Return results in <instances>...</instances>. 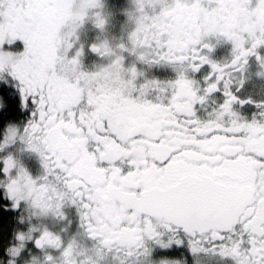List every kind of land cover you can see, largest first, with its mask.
<instances>
[{
    "label": "snow or ice",
    "instance_id": "snow-or-ice-1",
    "mask_svg": "<svg viewBox=\"0 0 264 264\" xmlns=\"http://www.w3.org/2000/svg\"><path fill=\"white\" fill-rule=\"evenodd\" d=\"M168 2L147 0L161 13L167 10ZM172 2L179 3L180 0ZM191 2L195 3L196 0ZM211 2L219 5L229 0ZM137 3L141 8L144 7V0H137ZM248 3L255 8H264V0H248ZM65 4V0H0V81H3L0 82V109L7 110L18 104L30 110V119L22 129H6L0 139V148L19 139L27 149L37 153L43 168L40 178L34 179L10 155L2 159L0 171L6 179L2 187L7 199L12 202L11 207L16 209L24 201L33 209L35 216L51 214L63 219L62 207L66 203L74 205L79 214L80 228L89 239L99 242L98 258L105 251L146 258L150 248L158 246L166 255H173L181 249H186L192 255L216 251L222 257H230L234 264H264V175L255 183L250 198L240 202L231 187L235 182L234 170L227 166L219 167L220 160L209 162L207 159L216 155L215 152L204 151L201 158L194 162L187 155L188 150H198L196 141L239 135L264 122V102L257 105L260 111L251 120L244 119L233 110L234 104L246 103L236 93L245 87L244 72L250 56H255L258 62L260 71L257 75L264 77V56L257 52L258 48L264 46V22L257 21L255 16L252 18L254 23L241 21L234 26H227L221 21L180 40L157 29H153V38L146 41L137 38L138 32L131 34L134 48L131 55L136 57L137 62L167 64L175 72V79L163 85L157 80L140 82L141 75L137 67H133L128 81L129 93L131 96L147 98L154 92L158 99L166 100L167 103H161L159 108L167 109L176 119L175 124L165 127L183 132L192 142L181 144L162 157H154L151 168L141 174L139 169L147 168V163H138L135 149L136 142L144 138V132L124 135L112 115L100 120L99 126L94 129V138L86 145V151L93 153L94 157L98 156L99 160H91L90 163L97 173H103L105 177L109 173L132 177L135 182L123 190L135 193L148 206L145 210L133 207L124 209V215L129 216L131 222L121 219L118 227L136 228L135 216L129 214L138 212L142 231L133 237L134 243L127 248H112L110 238L98 231L96 184L87 174L75 170V159L58 157L49 143L51 131L61 120L71 116L84 129L88 114L101 104L100 93L94 85H90L86 92L75 97L66 107L57 109L58 77L61 72L68 70L77 73L82 46L76 49L71 58L65 55L57 57L43 74L37 71L39 59L34 54L33 45L42 14L45 10H56ZM80 5L82 10L101 7L99 0H81ZM94 13L95 26L102 28L105 21L101 13ZM21 16L23 23H17V18ZM85 18V11H81L73 18V28L79 27ZM147 22V19L140 17L137 20L138 27ZM70 37L72 32L67 33L65 52L72 47ZM213 39L230 42V61L220 63L211 58ZM6 49L19 51L6 54ZM119 49L116 55L110 51L107 41L90 45V50L100 57L113 55V67L123 63L125 53L129 55L125 45L121 44ZM143 49H149V53L146 55ZM203 65H208L209 70L201 84L188 73L198 72ZM78 74L99 79L103 73L89 74L80 70ZM4 82L13 87H5ZM217 92L223 96L222 103L212 109L217 123L211 127H201L194 106L203 105L210 94ZM128 103L135 106L133 100ZM105 138H111L115 144L129 149V152L119 158L106 156ZM159 139L157 137L155 142L158 143ZM249 154L264 164V152ZM229 159H234V156ZM13 169L14 176L10 175ZM15 240V246L7 249L9 257L15 260L10 258L7 264H16V261L23 259L26 254L25 241H31L35 250L52 249L59 253V259L45 253L42 260L32 258L31 264H71V246L66 247L60 235L47 228L30 226L27 231L17 232ZM160 264L177 262L164 259Z\"/></svg>",
    "mask_w": 264,
    "mask_h": 264
},
{
    "label": "clouds",
    "instance_id": "clouds-1",
    "mask_svg": "<svg viewBox=\"0 0 264 264\" xmlns=\"http://www.w3.org/2000/svg\"><path fill=\"white\" fill-rule=\"evenodd\" d=\"M167 10L163 13L156 11L147 0H144V7L141 8L137 0H128V6L124 8L126 35L115 45L110 44L105 39H100L97 43L107 41L110 51L116 55L119 54V46L125 45L129 56L134 50L130 36L138 32V39L146 41L153 38V29L158 32L169 33L175 40L186 38L201 32L211 25L223 21L227 26H234L247 21L254 23L253 16L257 21L264 22V8H254L248 11L246 8L237 10L230 3H222L210 7L203 0H196L195 3L184 0V2H169L166 4ZM81 11H85L86 17L90 10H82L77 0H71L62 8L56 10H45L42 14V20L39 30L36 34L33 51L39 59L37 71L43 74L50 64L57 58L64 56L65 43L68 32H72V42H75V30L73 28V18ZM91 15L94 17L95 13ZM143 17L148 20L138 27L137 20ZM147 55L149 49H143ZM134 57V56H132ZM104 58L107 63H101L94 66L93 70L86 71L89 74L103 73L99 79L93 76L82 77L71 70L61 72L58 77L57 86V109L66 107L72 100L86 92L90 85H94L100 93L101 104L88 114L86 128L82 129L72 119L71 116L66 122L61 120L50 133L49 143L53 150L60 158H70L76 160L75 170L80 174H87L88 178L96 184V192L99 207L97 208V227L102 236L110 238L112 248H127L134 243L133 237L138 235L142 229L139 228L141 221L138 212L130 215L135 216L137 225L134 229L118 227L121 219H129L124 215V209L128 207L145 210L148 206L143 204L138 198L125 195L123 190L135 181L132 177L119 173H109L107 177L103 173H97L91 160H99L98 156L86 151V145L95 136L94 129L99 126L100 120L108 115L116 118L118 125L124 135H131L136 131L144 132L146 137H160V142L155 145H148L137 141L135 149L137 160L140 165L147 163V168L139 169L143 174L152 166L154 157H162L171 149L179 147L181 144L191 143L190 137H185L183 132H164L165 125L175 121L176 117L167 109L159 108L162 103L157 97L148 99L142 96H131L128 91V81L130 69L136 67L137 59L131 61L127 67L122 63L118 67H113V55H106ZM162 85L166 84L161 81ZM135 101V106H131L128 101ZM155 104L156 107H149ZM201 120V127H211L217 123L212 112L207 113ZM244 134L232 141H213L195 142L198 146L197 151L188 150L187 155L191 161L201 158V153L205 150L215 152L220 149L221 144L232 143L235 145L232 149H220L221 151H233L237 153L234 161H226L223 156L215 155L207 157L209 162L220 160L219 167H225L234 170L235 182L231 185L232 189L238 195L240 202L250 198L259 178L264 175V164L254 160L253 157L246 156L249 150L264 152V122L246 130ZM129 149L115 144L111 138H105V155L112 158H119L126 155ZM41 176V175H40ZM40 176L34 179H39ZM129 222L131 220L129 219ZM43 227V226H41ZM83 234L80 239L72 238L67 241L65 246H71L73 255L70 257L71 264H139L135 255H126L124 252L116 253L105 251L102 257H97V251L100 247L98 241L92 240L88 247L82 246ZM172 260L177 264H192L190 256L174 257Z\"/></svg>",
    "mask_w": 264,
    "mask_h": 264
},
{
    "label": "flooded vegetation",
    "instance_id": "flooded-vegetation-1",
    "mask_svg": "<svg viewBox=\"0 0 264 264\" xmlns=\"http://www.w3.org/2000/svg\"><path fill=\"white\" fill-rule=\"evenodd\" d=\"M97 9L105 23L104 35L105 40H107L110 44L115 45L120 42L126 35V23L125 16L123 15V9L128 6V0H107V4ZM66 4L70 3L71 0H65ZM78 3L81 0H77ZM180 2H184V0H180ZM191 2V0H189ZM203 2L208 3L210 7H214L216 5L212 4L211 0H203ZM230 4L237 8V10L241 8H246L248 11H252L255 7L249 6L248 0H229ZM104 10V11H103ZM110 11V12H109ZM91 17L87 16L84 21L80 24L79 27L75 30V37L79 35V33L87 27V25L91 24ZM17 23H23V17L17 18ZM82 43V42H81ZM211 43L214 45L213 51L211 52V58L220 63H225L230 61L231 59V44L227 41H217L213 39ZM90 45L84 46L83 43L81 45L77 44V41L72 44L70 48V53L64 55L68 58H71L77 48H81L82 46V54L79 57L80 68L81 70L91 71L94 66L99 65L101 63H107L108 61L104 57L98 56L96 53H93L90 50ZM22 47V45H21ZM19 50H5L7 53H16ZM259 55L264 56V46L257 49ZM134 60V57L129 56L128 54H124L123 64L125 67ZM136 67L141 75L140 82L144 80H157V81H170L175 79V72L172 67L161 63V64H141L136 62ZM208 65H203L201 69L196 73L189 72L188 75L196 80L198 83H203V76H205L208 72ZM260 71L258 62L256 61L255 56H250L248 58V66L246 71L244 72L245 76V87L241 92L236 93L240 99H244L246 101L245 104L240 105L238 103L233 105V110L239 113L244 119L251 120L254 116H256L260 108L257 107L258 104L264 102V77L257 75ZM3 82V81H0ZM4 86L8 88H12L13 86L10 83L4 82ZM15 91V89H13ZM156 95L153 92L152 95H149L148 99L155 98ZM251 101L248 103L247 101ZM223 96L221 93H213L207 98L206 102L201 105L197 104L194 106L196 116L198 118H202L207 113L212 112V109L215 108L218 104L222 103ZM162 103H167V101H162ZM1 111V109H0ZM9 120L6 121V126L8 128H16L18 130L22 129L23 126L30 119V110L27 107H22L18 104H14L13 111L9 112ZM8 116V114H7ZM79 119V117H77ZM67 120H64L66 122ZM61 122V121H60ZM59 122V123H60ZM169 124H175V121H171ZM164 132H175L171 128H164ZM244 133L241 132L239 135H231L226 137H213L209 140H201V141H213L219 139L221 141H232L240 138ZM157 137H146L139 140L141 143L148 145H155V139ZM160 138V137H159ZM199 142V141H196ZM13 144V145H11ZM9 148L16 149L18 153H20L23 161H17L18 166L23 167L28 174L35 178L43 174V168L41 165L40 157L37 153L30 151L26 148L25 144L17 139L15 142L11 143ZM235 145L232 143L221 144L220 149H232ZM217 149L215 151L216 155L223 156L226 161H234L237 158V153L233 151H221ZM207 151V150H205ZM209 152V151H208ZM249 153H260L253 150H249L245 153L246 156L253 157ZM202 154V153H201ZM215 156V155H214ZM234 159H229V157H233ZM7 157V156H4ZM2 157V159L4 158ZM210 157V156H209ZM2 159H0V166H2ZM2 174L3 183L6 182L4 177V173L0 171ZM10 175H15V169L11 170ZM2 183V184H3ZM3 189V187H2ZM3 191V210L8 214L9 221L8 230L5 232V238L2 242L3 247L0 253V264H7L9 257L7 249L15 246L17 241L15 240V234L20 231H27V229L31 226L36 229L47 228L48 230L60 235L62 243L65 245L69 239L76 238L80 239L81 234H83V239L81 241L82 246L88 247L92 240L87 237V235L80 228V220L79 214L74 205L66 203L61 211L63 212V219H60L51 214L43 217H38L33 214V209L29 206L27 202L21 201L16 209L11 207V201H9L6 197V194ZM125 195L131 196L133 198H138L135 193L126 192ZM130 215V214H129ZM43 226V227H41ZM26 245V254L22 260L16 261V264H31L32 258H36L37 260H42L45 253L51 254L57 259H59V253L57 250L47 249L44 251H39L34 249V245L31 241H25ZM208 248H211L212 245H205ZM171 251V250H168ZM184 257L190 256L192 258V264H234V261L230 257H222L216 251L212 252H200L198 254L192 255L186 249H181L180 251L174 253L173 255H166L164 250H161L158 246H152L150 248V254L148 257L138 258L139 264H160L161 260L164 259H173L174 257ZM14 259L15 258H11ZM186 264V261L184 262Z\"/></svg>",
    "mask_w": 264,
    "mask_h": 264
},
{
    "label": "rangeland",
    "instance_id": "rangeland-1",
    "mask_svg": "<svg viewBox=\"0 0 264 264\" xmlns=\"http://www.w3.org/2000/svg\"><path fill=\"white\" fill-rule=\"evenodd\" d=\"M99 3H100V1H99ZM101 4H102V6L106 5L107 0H101ZM94 11H98V10L97 9L90 10L89 15H88L91 17V20H90L91 24L87 25V27H85L79 33V35H77L75 37V41H77V44H79V45H81L83 43L84 46H88L89 44L97 43L100 39H105V35H104L105 26L103 25L102 28H97L95 26V18L91 15V13ZM72 39L73 38L70 37L71 43L74 44L72 42ZM8 50H13V49H8ZM69 53H70V48L66 51V55H68ZM11 145H13V144H11ZM11 145L9 144L3 148H0V159H2V157H4V156L10 155L16 161V163H18L19 161H23L22 160L23 158L21 157L20 153L16 152L17 151L16 149L9 148V146H11ZM2 178H3L2 174L0 173V181L3 180ZM3 238H1V240H2L1 242L4 241Z\"/></svg>",
    "mask_w": 264,
    "mask_h": 264
},
{
    "label": "trees",
    "instance_id": "trees-1",
    "mask_svg": "<svg viewBox=\"0 0 264 264\" xmlns=\"http://www.w3.org/2000/svg\"><path fill=\"white\" fill-rule=\"evenodd\" d=\"M14 109V105H12L10 108H8L7 110H3L1 109L0 111V139L3 138V135L5 134V131L7 129V126H6V122H5V119L6 121L9 120V117L11 115H9V112L13 111ZM8 114V116H7ZM2 183H3V180L0 181V253L2 251V247H3V244H2V240L1 238H5V232L8 230V221H9V216L8 214L3 210L2 206H3V189H2ZM3 238V239H4Z\"/></svg>",
    "mask_w": 264,
    "mask_h": 264
}]
</instances>
